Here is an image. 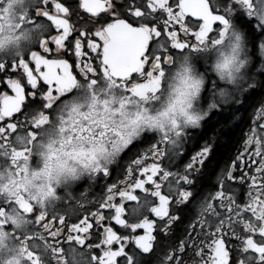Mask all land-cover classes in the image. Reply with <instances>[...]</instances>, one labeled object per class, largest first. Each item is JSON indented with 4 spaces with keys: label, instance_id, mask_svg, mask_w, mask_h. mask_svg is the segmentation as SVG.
Wrapping results in <instances>:
<instances>
[{
    "label": "snow or ice",
    "instance_id": "1",
    "mask_svg": "<svg viewBox=\"0 0 264 264\" xmlns=\"http://www.w3.org/2000/svg\"><path fill=\"white\" fill-rule=\"evenodd\" d=\"M226 36L244 74L192 78L181 124L156 103L168 71ZM0 50V264H264V0H0ZM248 108L212 183L215 140L189 153V129Z\"/></svg>",
    "mask_w": 264,
    "mask_h": 264
},
{
    "label": "clouds",
    "instance_id": "2",
    "mask_svg": "<svg viewBox=\"0 0 264 264\" xmlns=\"http://www.w3.org/2000/svg\"><path fill=\"white\" fill-rule=\"evenodd\" d=\"M231 37H225L220 45L207 48L204 52H186L176 58L173 65L168 71L166 78L163 82L162 91L159 100L156 102L159 108L168 109L172 108L169 116H174L175 119L183 124L187 114H193L197 111L201 103L200 95L203 93V84L207 83L206 76H203L197 65V58L205 63L210 69L211 74L225 86H231L228 83L229 73L233 77H239L244 74L248 65L241 66L239 61L243 59L244 54L241 52L237 55L231 46ZM23 50V49H22ZM11 52V50H9ZM5 50H0V55H4ZM14 54V53H11ZM185 56L188 57L187 62ZM250 63V60H249ZM202 79L203 84L200 88L199 94H192L189 87L191 79ZM81 176L77 181L73 182L71 187L65 184L56 185V194L61 196L64 194V189L68 187L71 190L80 180L85 179ZM36 183H40L39 180ZM58 201H53L52 207Z\"/></svg>",
    "mask_w": 264,
    "mask_h": 264
},
{
    "label": "flooded vegetation",
    "instance_id": "3",
    "mask_svg": "<svg viewBox=\"0 0 264 264\" xmlns=\"http://www.w3.org/2000/svg\"><path fill=\"white\" fill-rule=\"evenodd\" d=\"M249 55H250L249 71L250 72H257V70L260 68L261 64L264 63V61H262L261 55H260L258 50L255 52V54H253L250 51ZM68 59H69L70 63L73 61V57L71 55L68 56ZM85 59H87V57H85ZM196 62H197V65L199 67V70L201 72L204 71L205 68H207V65L205 63L201 62V60L199 58H197ZM75 71H78V69H75ZM257 75H259L258 72H257ZM0 90H7V91H9V94H11L10 89H6L3 86H0ZM204 94H207V93H204ZM259 96H260L259 92L255 93L253 95V97L249 100V104L254 102V100L256 98H258ZM204 106L206 107V104ZM250 113H251V109L248 108L246 110H241L240 113H237L235 115L231 111H225V112H222L218 115L217 114H210V118H206L207 122L206 123L202 122V128L201 129H198V130L189 129V131L196 132L195 138L192 141H190L186 146L189 153H192L195 150H197V148L201 144H203V142L205 140H207V139H214L215 140L214 149H213V153H212L210 162H206L207 163V171H208L209 176L211 177L212 183L215 182V176L213 175V173H219L221 170H224L231 163V161L233 159H235L238 149L243 150V144L241 142V137L243 134L248 132V128L245 125L243 130H242V133H241L240 139L238 140L237 145L233 149H231L227 158L225 160L221 161L219 164H216L213 167V169H211V163L213 162V157L215 155V151L218 148L219 144L221 143V139L219 137V130L223 129L225 126L231 127V126H233V124H237L238 122H240L241 119H246L247 124L251 123V121L255 120L256 117L254 115H251V118L248 119ZM225 122H227L226 125H225ZM81 183L86 185L89 182L85 178V180L82 181ZM104 183H105L104 180H100L98 182V185H93L92 192L98 194L99 187L104 185ZM91 198L92 197H90V199ZM117 199H119V198L117 197ZM187 227H188V225H187L186 221H184V220L178 221L176 223L174 229H173L174 235H172V238L162 241V244L165 247L174 246L177 243V238L185 236V234H186L185 230ZM116 229L119 231H122V229H120L119 226H116ZM86 251H95V249L86 250Z\"/></svg>",
    "mask_w": 264,
    "mask_h": 264
},
{
    "label": "trees",
    "instance_id": "4",
    "mask_svg": "<svg viewBox=\"0 0 264 264\" xmlns=\"http://www.w3.org/2000/svg\"><path fill=\"white\" fill-rule=\"evenodd\" d=\"M226 123L227 122H225V125ZM246 124L247 120L241 119L237 124H233V126L231 127L225 126L223 129L219 130L221 143L215 151L213 162L211 163V169H213L216 164H219L221 161L227 158L231 149H233L237 145L242 130Z\"/></svg>",
    "mask_w": 264,
    "mask_h": 264
}]
</instances>
